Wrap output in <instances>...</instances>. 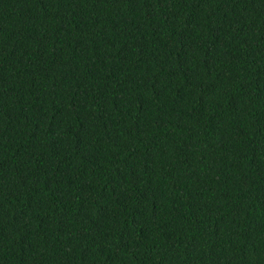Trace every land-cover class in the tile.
Masks as SVG:
<instances>
[{"label":"trees","instance_id":"obj_1","mask_svg":"<svg viewBox=\"0 0 264 264\" xmlns=\"http://www.w3.org/2000/svg\"><path fill=\"white\" fill-rule=\"evenodd\" d=\"M0 264H264V0H0Z\"/></svg>","mask_w":264,"mask_h":264}]
</instances>
